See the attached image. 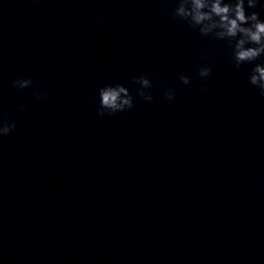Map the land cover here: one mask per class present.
<instances>
[{
	"label": "water",
	"instance_id": "water-1",
	"mask_svg": "<svg viewBox=\"0 0 264 264\" xmlns=\"http://www.w3.org/2000/svg\"><path fill=\"white\" fill-rule=\"evenodd\" d=\"M176 3L0 0V120L16 122L0 137V264H264L254 64L235 68ZM115 83L134 106L97 115Z\"/></svg>",
	"mask_w": 264,
	"mask_h": 264
},
{
	"label": "clouds",
	"instance_id": "clouds-1",
	"mask_svg": "<svg viewBox=\"0 0 264 264\" xmlns=\"http://www.w3.org/2000/svg\"><path fill=\"white\" fill-rule=\"evenodd\" d=\"M257 7L264 11V3H260V0H177L172 18L184 21L203 37L225 41L231 49V60L235 68L239 69L243 64H254L249 74V83L264 97V63H255L264 56V19H261L260 12L254 10ZM248 9L253 11L249 13ZM211 72L212 69L206 65L198 69L201 79H207ZM179 80L185 85L191 83V78L183 74H180ZM132 81L140 85L136 90L139 97L147 102L153 100V96L147 91L153 86L147 76H133ZM32 84L30 77L18 78L12 82V86L18 89L29 88ZM98 95L99 116L125 112L134 106L129 88L120 83L100 87ZM175 96L174 88H168L164 92V98L170 102ZM37 97L46 99L47 95L41 97L37 93ZM24 107L21 105L20 111H24ZM15 128L14 120H0V137L8 136Z\"/></svg>",
	"mask_w": 264,
	"mask_h": 264
}]
</instances>
